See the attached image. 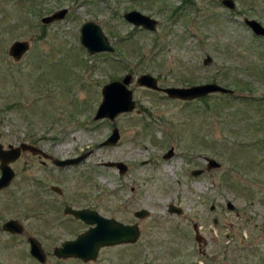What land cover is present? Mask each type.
<instances>
[{"label": "rangeland", "instance_id": "374dc122", "mask_svg": "<svg viewBox=\"0 0 264 264\" xmlns=\"http://www.w3.org/2000/svg\"><path fill=\"white\" fill-rule=\"evenodd\" d=\"M233 1L229 11L221 0H0L2 147L86 156L59 168L23 153L11 165L15 177L0 192V264H40L28 238L40 243L43 264H264V38L244 24L264 29V0ZM61 10L62 20L41 23ZM131 10L154 19L156 31L125 22ZM86 22L100 26L114 53L86 52ZM16 41L29 47L18 61L8 54ZM143 74L160 87L213 83L233 95L173 101L138 86ZM125 76L136 110L94 121L102 88ZM114 128L118 143L100 146ZM207 159L220 167L206 171ZM65 206L137 224L139 239L102 249L94 262L59 260L54 248L88 229L66 218ZM140 210L149 215L135 218ZM9 220L23 233L4 232Z\"/></svg>", "mask_w": 264, "mask_h": 264}, {"label": "water", "instance_id": "95a60500", "mask_svg": "<svg viewBox=\"0 0 264 264\" xmlns=\"http://www.w3.org/2000/svg\"><path fill=\"white\" fill-rule=\"evenodd\" d=\"M222 5L233 10L235 4L233 0H223ZM66 10H61L50 17L43 18L42 24L48 25L54 21L62 20L66 15ZM124 20L133 27L142 28L145 31L155 32L157 22L148 16L142 15L139 12L131 11L124 15ZM244 24L251 29L255 36L264 37V29L260 24L254 20L244 19ZM79 41L81 46L87 50L91 56L100 53H113L114 49L110 45L107 37L102 32L101 28L93 22H86L80 28ZM28 44L26 42H14L9 48V55L18 61L23 54L28 51ZM211 60L206 58L205 64ZM131 82L130 76H125L121 81H113L102 88V101L97 112L93 118L94 121L108 120L114 122L115 119L123 114H128L136 109V104L133 101L132 91L128 89ZM136 84L145 89L160 92L167 96L168 99L178 100L182 102H192L209 95H232L233 91L223 88L216 84H205L199 86H192L189 88H160L157 80L148 74H143L136 79ZM120 139L117 129H113L110 137L105 140L101 146H115ZM23 153H29L32 156H39L48 159V156L37 147L29 144H20L17 147L9 146L4 150L0 143V191L7 188L14 178V171L11 165L18 161ZM173 156V150L170 149L167 154L163 156L164 160L170 159ZM86 158L85 155L71 160H54L53 164L59 168L78 165ZM206 171L218 169L220 166L213 159H208ZM106 167H113L118 169L120 174L127 171L126 166L122 163H107ZM202 170H195L191 173L193 177H198L203 174ZM56 193L60 190L56 187L52 188ZM229 210L233 206L228 203ZM168 212L170 214L181 213L180 209L174 206H169ZM65 215L73 216L89 226L90 228L83 234L79 235L75 240L66 241L59 247L53 250V255L60 260L77 259L83 263L93 262L97 259L99 250L107 247H114L120 245H133L140 236V231L137 225H124L116 220L107 219L100 216L98 213L89 209L73 210L70 207L64 209ZM149 213L141 210L134 213V217L141 220L147 217ZM2 230L10 234L20 235L23 233L21 225L16 220H9L3 224ZM199 241V239H197ZM29 254L38 263L45 262V254L41 248L40 243L33 238H28Z\"/></svg>", "mask_w": 264, "mask_h": 264}, {"label": "flooded vegetation", "instance_id": "af4514ba", "mask_svg": "<svg viewBox=\"0 0 264 264\" xmlns=\"http://www.w3.org/2000/svg\"><path fill=\"white\" fill-rule=\"evenodd\" d=\"M221 3H222V0H221ZM47 161H49V162H52V159L50 158V159H48ZM52 188H53V186L50 188V190L52 191V192H54V193H56L55 191H53L52 190ZM56 194H58V195H61L62 194V192L60 191V193H56ZM67 206H65L64 208H63V214H64V209L66 208ZM68 207H71V206H68ZM72 208V207H71ZM72 209H74V208H72ZM84 209H87V208H84ZM84 209H74V210H84ZM89 210H91V211H94V210H92V209H89ZM233 210V209H232ZM94 212H96V211H94ZM96 213H98V212H96ZM101 216V215H100ZM65 217L66 218H70V220H76V219H74L72 216H70V215H65ZM103 217V216H102ZM105 218V217H104ZM107 219H112V218H107ZM77 221V220H76ZM80 222V221H79ZM119 222V221H118ZM121 223V222H120ZM88 228H90V227H88ZM199 239V238H198ZM200 240V239H199ZM101 251V250H100Z\"/></svg>", "mask_w": 264, "mask_h": 264}]
</instances>
